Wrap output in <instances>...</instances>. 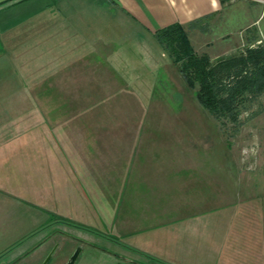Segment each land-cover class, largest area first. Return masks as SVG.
Segmentation results:
<instances>
[{"label":"rangeland","instance_id":"1","mask_svg":"<svg viewBox=\"0 0 264 264\" xmlns=\"http://www.w3.org/2000/svg\"><path fill=\"white\" fill-rule=\"evenodd\" d=\"M226 1L230 5L223 20L202 37L213 45L208 50L212 59L264 47V1ZM64 3L50 14L42 13L37 25L26 28L0 62V185L8 195L0 194V264H40L56 244L48 264H66L78 243L62 231L90 236L65 225L76 220L66 216V206L96 212L100 196L109 195L103 201L118 211H136L135 198L127 194L130 178L125 179L126 186L118 185V176L125 175V165L118 161L139 142L142 145L130 158L183 160L177 165L147 166L152 172L149 169L146 183L159 181L164 168L174 175L177 168L185 175L174 177L177 185L193 180L200 187L199 193L195 191L199 196L183 199L185 220L201 215L194 222L210 227L205 218L215 216L210 207L227 204L255 206L264 214V91L247 103L240 123L221 126L199 103L196 91L156 37L147 33L144 42L135 43L120 30L116 7L106 0L99 5L89 0L88 9ZM209 24L213 22L202 21L200 26ZM195 33L190 32L191 38L200 52ZM49 192L53 200L54 195H67L59 202L63 210L55 212L59 215L55 217L63 218L56 227L62 231L37 248L53 229L49 216L41 214V223L36 224L32 210L15 200L23 199L22 194L26 203V199L43 201ZM81 192L90 200L79 199ZM212 192L218 195L209 197ZM180 199L170 196L167 203ZM244 211L235 213L241 216L239 221L244 220ZM26 252L30 253L21 258ZM120 253L130 254L127 249ZM136 258L142 264L143 258ZM117 262V256L86 247L74 264Z\"/></svg>","mask_w":264,"mask_h":264},{"label":"crops","instance_id":"2","mask_svg":"<svg viewBox=\"0 0 264 264\" xmlns=\"http://www.w3.org/2000/svg\"><path fill=\"white\" fill-rule=\"evenodd\" d=\"M63 1L69 5L82 7L85 5L87 9L90 6V4L88 5L89 0H77V2L68 0H0V62L8 53L10 45L24 36L26 28L31 25L34 28L42 13L50 14V10L55 9L56 5ZM92 1L98 5L105 2V0ZM106 3L116 7L115 15L121 23L120 30L127 34V37L135 38L136 41L133 40L135 43L141 44L147 35L155 37L154 33L157 29L179 22L188 31L193 46L190 32H198L194 36L202 48L200 52L207 53L213 45L202 37L210 34L216 23L223 20L221 15L230 5L226 0H106ZM107 17L111 18L112 16ZM220 18L221 20H219ZM196 21L199 22L196 24L197 26L193 27L191 24ZM202 21L213 22L214 25L209 24L208 27H201ZM133 41L130 42L133 43ZM194 48L196 49L195 46ZM220 56L223 55L215 57ZM138 144V146H134V151L130 152L127 158L121 162L118 161L121 166L125 165V175L118 176L120 182L118 185L119 187L126 186L123 183L126 178H130L129 193L127 194L129 197L135 198L132 199V207L135 206L136 211L132 209H129L128 212L118 211L113 204L103 201L108 195L100 196L102 204L100 210L96 212L87 211L82 207L70 209L63 204L68 212L66 215L68 218L74 215L72 216L76 219L74 222L108 232L117 240L119 253L121 249H127L130 258L135 262L137 255L142 257L143 259L140 261L142 264H264L263 212L257 211L259 209L255 206L235 208L233 205L227 204L212 209L210 207L211 213H215L214 217L205 215L206 219L208 217L210 227L201 225L200 222H194V220L202 219L201 215L190 216L189 220H185L183 199L186 196H199L197 193H199L200 187L196 186L193 180H188L190 183L185 181L177 185V180L173 181L174 177L185 178V175L179 173L177 168H175V175L164 168L159 181L146 183L150 178V174H148L150 168L147 166L153 168L157 165L168 166L174 165V163L177 165L183 160L163 156L130 158L136 154L135 150H139L142 145L140 142ZM0 146L2 145L0 144ZM114 171L117 172L116 167H114ZM168 182H172L173 186L168 187ZM4 188L6 187L0 185V194L8 196L7 189ZM64 188L67 189V187ZM65 194L64 192L54 195L53 200V194L49 192L42 196L43 201L26 199L27 203L24 201V195L19 194L23 199L15 201H17V205L32 210L30 214H32V221H35L36 224L41 223V214H48V224L55 226L56 223L63 221L61 214V218L55 217H59L55 212L63 210L61 204L64 202L62 198L67 197ZM177 195L182 198L181 201L169 205L167 200L170 196ZM217 195L212 192V195L209 193L208 196ZM153 196L159 197L157 201L154 200L156 198L153 199ZM88 198L86 193L81 192L79 199H84L87 202L90 200ZM59 202H61L60 205ZM25 204L28 205L25 206ZM199 210L198 207L197 211ZM240 210H245L243 213L246 215L242 217L244 220L239 221L238 217L241 216H236L235 213ZM200 227L209 228L210 232ZM105 242L107 241L105 240ZM135 262L133 264H137Z\"/></svg>","mask_w":264,"mask_h":264},{"label":"trees","instance_id":"3","mask_svg":"<svg viewBox=\"0 0 264 264\" xmlns=\"http://www.w3.org/2000/svg\"><path fill=\"white\" fill-rule=\"evenodd\" d=\"M199 21L193 22V27ZM155 37L179 66L182 77L196 91L199 103L219 125H237L242 110L264 91V47L212 59L198 52L188 31L174 22L155 31Z\"/></svg>","mask_w":264,"mask_h":264},{"label":"flooded vegetation","instance_id":"4","mask_svg":"<svg viewBox=\"0 0 264 264\" xmlns=\"http://www.w3.org/2000/svg\"><path fill=\"white\" fill-rule=\"evenodd\" d=\"M58 223H56L57 225H55V226L54 225H48L50 228H53V229L55 228V229L54 230L52 229V231H50L48 233V235L45 238L42 239V242L36 246L37 248H39L40 246H42L45 243V240L47 238H50L54 233L57 234L58 231H62L59 228L56 229V227L58 225H60ZM64 223H66L65 225H67V226L68 225H71L74 228L80 230L81 232H83V233H85L87 235H90L89 237L84 236L82 238V237H77L76 235H72V234H70L68 232L62 231L63 232V235L65 237H67V238H69L71 240H74V241H76L78 243V245L76 246L77 247L76 250L81 249L80 255L82 254V252H84V250L86 249V247H91L94 250L97 248V250H103V251H105L107 253L112 254L113 256H117V258H118L117 264H122V263L119 262L120 260H122L123 262H126L128 264H133L135 262V260H132L130 258V256H125L123 254H120L114 248L107 247L106 244L104 243V241L106 240L107 242L111 243L112 245L118 246V244H117L118 242H117V240L115 238H113V237H105V235L102 232H100V230L95 229V228H91V227H88V226H85V225H80V224H77V223H74V222H64ZM48 226H46V227H48ZM58 246L59 245L56 244V246L51 251H49V253L47 254V256L42 260V262L40 264H42L50 254H52V256L50 258V260H51L52 257H53V255H54V253L56 252ZM36 247L33 249V251L37 249ZM76 250H74V251L72 250L73 252H72L71 256L76 252ZM29 253L30 252L24 253L23 255H21V258L27 256ZM71 256H70V258H71ZM50 260H49V262H50Z\"/></svg>","mask_w":264,"mask_h":264},{"label":"water","instance_id":"5","mask_svg":"<svg viewBox=\"0 0 264 264\" xmlns=\"http://www.w3.org/2000/svg\"><path fill=\"white\" fill-rule=\"evenodd\" d=\"M81 253V249L76 250V252L71 256L70 260L67 262V264H74L77 262L79 256ZM52 254H50L46 260L42 264H47L51 258Z\"/></svg>","mask_w":264,"mask_h":264},{"label":"built area","instance_id":"6","mask_svg":"<svg viewBox=\"0 0 264 264\" xmlns=\"http://www.w3.org/2000/svg\"><path fill=\"white\" fill-rule=\"evenodd\" d=\"M264 1V0H263Z\"/></svg>","mask_w":264,"mask_h":264}]
</instances>
